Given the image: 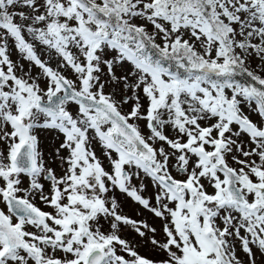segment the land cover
<instances>
[{"label":"snow or ice","instance_id":"1","mask_svg":"<svg viewBox=\"0 0 264 264\" xmlns=\"http://www.w3.org/2000/svg\"><path fill=\"white\" fill-rule=\"evenodd\" d=\"M0 264H264V0H0Z\"/></svg>","mask_w":264,"mask_h":264}]
</instances>
